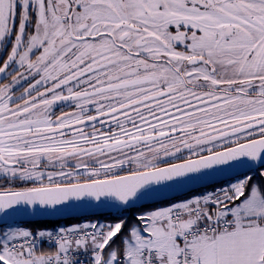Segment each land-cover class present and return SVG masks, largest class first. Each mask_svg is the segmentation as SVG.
I'll list each match as a JSON object with an SVG mask.
<instances>
[{"label": "snow or ice", "instance_id": "1", "mask_svg": "<svg viewBox=\"0 0 264 264\" xmlns=\"http://www.w3.org/2000/svg\"><path fill=\"white\" fill-rule=\"evenodd\" d=\"M0 57V218L118 209L0 264H264V0H0Z\"/></svg>", "mask_w": 264, "mask_h": 264}, {"label": "water", "instance_id": "2", "mask_svg": "<svg viewBox=\"0 0 264 264\" xmlns=\"http://www.w3.org/2000/svg\"><path fill=\"white\" fill-rule=\"evenodd\" d=\"M233 175L234 173L232 172L219 173L211 179L197 182L178 190H174L165 196L144 200L141 202V204L144 206H149V205H155L158 201H164L172 198L179 199L182 196H184L186 193L190 194L192 192L204 189L203 187L204 185H212L217 181L225 182L229 177H232ZM136 208H140V206L137 205ZM117 212L118 209L116 208H102V209L74 208L52 214L38 213L35 215H31L26 213H20L12 217H9L7 220L0 218V227L11 224L24 225L27 223L38 222V221L43 222V221H62V220H70V219H81L90 216L93 213L113 214Z\"/></svg>", "mask_w": 264, "mask_h": 264}, {"label": "trees", "instance_id": "3", "mask_svg": "<svg viewBox=\"0 0 264 264\" xmlns=\"http://www.w3.org/2000/svg\"><path fill=\"white\" fill-rule=\"evenodd\" d=\"M19 186H20V184H15V185L10 184L8 182V180H7L6 183L0 181V189H3L5 187H19ZM200 191H197V192H200ZM192 193H194V192H192ZM155 205H149V206H144L143 208L140 207V208L132 209L128 213H126V215L131 216L136 210L146 211L147 209L152 208ZM111 215L115 216L116 213H113ZM77 220L78 219H71V220H64V221H43V222L38 221V222L27 223L24 226L27 227V228H32V229H36V228H52V227H55V226H57L58 224H61V223H69V221L71 222V221H77ZM117 239H119V237H117Z\"/></svg>", "mask_w": 264, "mask_h": 264}, {"label": "rangeland", "instance_id": "4", "mask_svg": "<svg viewBox=\"0 0 264 264\" xmlns=\"http://www.w3.org/2000/svg\"><path fill=\"white\" fill-rule=\"evenodd\" d=\"M2 59H3V57H0V60H2ZM0 80H3V76H0ZM70 110H72V109H70ZM57 111H58V109H57ZM17 184H19V183H17ZM16 188H18V187H16ZM201 191H204V190H201ZM73 223H75V221H71V222L69 221L68 224L72 225Z\"/></svg>", "mask_w": 264, "mask_h": 264}, {"label": "flooded vegetation", "instance_id": "5", "mask_svg": "<svg viewBox=\"0 0 264 264\" xmlns=\"http://www.w3.org/2000/svg\"><path fill=\"white\" fill-rule=\"evenodd\" d=\"M57 109H58V111H59V107H58ZM68 110H70V109H68ZM0 181H2V182H4V183L7 182V180H6V179H3V178H0Z\"/></svg>", "mask_w": 264, "mask_h": 264}, {"label": "built area", "instance_id": "6", "mask_svg": "<svg viewBox=\"0 0 264 264\" xmlns=\"http://www.w3.org/2000/svg\"><path fill=\"white\" fill-rule=\"evenodd\" d=\"M63 227H70V226H63ZM61 228V227H60ZM54 230H57V229H54ZM44 245H47L49 246L47 243H45ZM82 258V257H81Z\"/></svg>", "mask_w": 264, "mask_h": 264}, {"label": "crops", "instance_id": "7", "mask_svg": "<svg viewBox=\"0 0 264 264\" xmlns=\"http://www.w3.org/2000/svg\"><path fill=\"white\" fill-rule=\"evenodd\" d=\"M147 210H151V208H149V209H147ZM147 210H146V211H147Z\"/></svg>", "mask_w": 264, "mask_h": 264}]
</instances>
